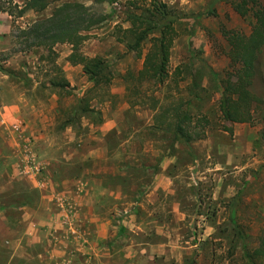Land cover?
I'll return each instance as SVG.
<instances>
[{"label": "rangeland", "instance_id": "rangeland-1", "mask_svg": "<svg viewBox=\"0 0 264 264\" xmlns=\"http://www.w3.org/2000/svg\"><path fill=\"white\" fill-rule=\"evenodd\" d=\"M24 1L0 0V121L7 116L13 123L0 124V264H93L92 252H84L88 245L77 246L76 232L61 227L71 222L84 232L85 191L97 173H102L110 191L119 190L123 208L107 215L115 227L109 229L104 250L109 264H133L123 263L115 254L134 236L121 228L132 222V210L126 209L137 200L136 193L145 191L160 174L172 177L174 194L159 192L157 197L160 210L154 216L164 227L157 240L169 236L196 245L180 264H248L244 251L253 252L264 241V47L251 87L258 101L254 120L224 121L219 99L230 63L223 33L249 36L254 24L251 12L238 15L232 8L234 0H156L173 10L178 21L168 63L170 78L155 85L138 79L149 43L143 45L141 57L128 48L133 40L126 32L130 24L125 15L129 9L140 13L151 0H116L112 5H93L92 0L54 2L41 14L49 15L62 3H81L105 17L84 34L77 49L107 62L110 83L93 87L80 65L66 66L67 45L55 47L54 65L61 70L56 72L46 50L24 51L22 40L12 37L35 16L15 17L18 10L13 6L21 7ZM260 2L264 7V0ZM64 80L69 84L65 88L50 85ZM178 104L181 112L187 110L193 117L191 135L202 129L198 120L207 119L204 138L185 144L157 124L158 115ZM86 105L101 113L102 123L81 119L77 126H69L71 133L66 132L68 115ZM17 106L26 117L12 118ZM42 112L48 114L45 124L51 126L39 135L35 124ZM14 119L23 120L22 127L14 125ZM25 121H34L31 130ZM106 123L112 128L103 142L100 128ZM174 205L180 214L173 211ZM48 223L57 228L50 229L43 245ZM112 231H118L121 246L113 241L117 237ZM52 234L60 240L54 241ZM156 264L170 263L158 257Z\"/></svg>", "mask_w": 264, "mask_h": 264}, {"label": "trees", "instance_id": "trees-1", "mask_svg": "<svg viewBox=\"0 0 264 264\" xmlns=\"http://www.w3.org/2000/svg\"><path fill=\"white\" fill-rule=\"evenodd\" d=\"M61 0H25L22 6L14 5L18 10L15 17L21 18L27 12L41 13L52 3ZM93 5L107 3L115 4L116 0H92ZM11 4V3H10ZM249 4L252 6L249 7ZM233 10L245 17L251 12L254 24L249 36L237 32L223 33L229 45V70L222 81V91L219 99V111L224 121L228 123H251L254 120V107L257 99L251 92L254 77L256 75V62L264 47V7L260 0H234ZM93 6H85L81 3H62L57 6L49 17L39 18L34 22L18 29V35L13 38L22 40L24 51L46 50L48 59L56 72L61 70L54 65L53 54L58 45H69L71 53L67 61L73 65H80L88 82L93 87L107 86L110 81V70L107 62L100 56L86 57L77 51L85 41L84 35L94 26L102 23L104 16L92 13ZM125 12L126 21L130 24L127 33L131 35L132 44L128 48L142 56V48L149 43L146 53L143 55L142 69L138 72L140 81H151L155 85H163L169 78L168 63L170 49L175 36L174 25L178 16L165 3L151 0L149 5L139 9ZM4 12H7L4 10ZM13 16V12H7ZM50 85L56 88H65L69 84L51 81ZM195 88L196 84H192ZM191 87V88H192ZM88 100V99H87ZM256 102V103H255ZM187 103L185 102V105ZM184 105V106H185ZM157 124L166 126L171 130L174 138L189 144L196 139L205 137L204 125H208L205 117L198 120L201 131L193 136L189 129L194 127L193 117L187 111H180L179 104L165 109L158 115ZM81 119H90L95 124L102 123L101 113L86 106H79L68 115L65 126H77ZM240 238H244L242 231L236 228ZM244 258L248 264H264V241L253 251H244Z\"/></svg>", "mask_w": 264, "mask_h": 264}, {"label": "crops", "instance_id": "crops-1", "mask_svg": "<svg viewBox=\"0 0 264 264\" xmlns=\"http://www.w3.org/2000/svg\"><path fill=\"white\" fill-rule=\"evenodd\" d=\"M27 13H32L35 15L34 19L31 22H28V24L34 22L39 18H46L51 15L50 13L49 15L44 16L41 13H34L32 11H29ZM67 46L70 48L71 53V47L69 45ZM69 64V62H66V66H73ZM73 84L75 83L71 82V85ZM15 109L17 110V116H14L12 118H17L19 115L24 114L21 111L20 107L17 106ZM24 115L26 117V113ZM47 115L48 114H45L43 112L40 113L39 116H41L42 118H38L39 122L37 125L35 124L37 129L36 131L39 135H41L42 132H44L45 134L48 131L47 127L51 126L50 123L45 124L47 122ZM19 119H14L15 122L13 120L12 121L15 123L14 125H20L22 127V122L24 121L21 119L22 121L17 122V120ZM9 120L10 118L7 116L2 117L0 124L6 125L8 127L10 124H13H9ZM28 120L29 118L27 117V121ZM33 122H31L30 124V122L25 121V127L27 126L31 130ZM104 125V127L100 128L103 142V137L112 128V126L110 127L109 125H107V123ZM72 131V128L68 126L66 132L71 133ZM40 138L43 139V137L41 136ZM100 161L101 163L106 162V160L102 161V159ZM165 169L166 168H164L163 170ZM97 174L100 175H93V177L91 176L92 185H90L89 189L85 191L86 197L84 198V210L86 215V222L83 225L84 232H80L79 229L81 228L77 226V224H73V226H71V222L68 223V226H62L61 228L65 230L68 227L71 231L76 232L75 239L79 240V242H76L77 246L81 247V243H86L88 245L87 247L91 246L90 251L89 248L86 247L84 249V252H92L91 254L92 256H94L93 264H109V260L107 258L108 253H105L104 250L107 247V241H109V229L114 230L115 227L109 225L107 215L112 211L118 213L123 208L118 203V200L121 198V193H119V190H116L115 192L110 191V189L104 184V177L102 173ZM173 182L174 180H172V177L170 175L168 176L166 174H160L154 177L151 185L148 186L145 191H139L136 193L137 200L133 204L129 205L127 207L128 209H126L132 210V212L129 213V215H131L130 217L132 222H124L121 227L133 232V239H130V241L128 240L125 244L122 243L121 246L118 231L116 233L112 231L113 237H117L113 238V241H119L118 244L121 246L120 249L118 248V250H116L115 254L121 260H123V263L126 261H131L133 264H156V258L160 257L162 261H169L170 264H180L182 261H184V256H188V254H191L192 250L196 248V245L194 243H178V241L171 240L169 236H167L168 239L165 237L163 241H158L156 238V234H158V231H162L164 229L163 225L158 224L154 216L157 210H160L157 206L156 200L159 196V192L164 193V196H170L174 194ZM109 199L112 202L110 208ZM173 211L177 214H180L178 205H174ZM73 214H77V211H75ZM56 228L57 227L52 226V223H48V229L44 231V234H42L44 239L43 245H46L45 243L47 241L46 239L48 238V234L50 233V229L55 230ZM52 236H54V234H52ZM57 240H60L59 236H54V241ZM92 245H94V247L99 245L100 249L96 250L92 247ZM89 264H92V262Z\"/></svg>", "mask_w": 264, "mask_h": 264}, {"label": "built area", "instance_id": "built-area-1", "mask_svg": "<svg viewBox=\"0 0 264 264\" xmlns=\"http://www.w3.org/2000/svg\"><path fill=\"white\" fill-rule=\"evenodd\" d=\"M14 128L17 130L18 128L16 126H14Z\"/></svg>", "mask_w": 264, "mask_h": 264}]
</instances>
